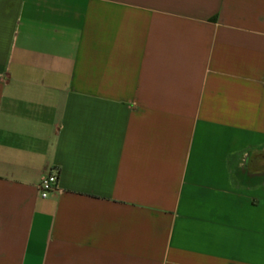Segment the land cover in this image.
<instances>
[{
	"label": "crops",
	"instance_id": "1",
	"mask_svg": "<svg viewBox=\"0 0 264 264\" xmlns=\"http://www.w3.org/2000/svg\"><path fill=\"white\" fill-rule=\"evenodd\" d=\"M0 264H264V0H0Z\"/></svg>",
	"mask_w": 264,
	"mask_h": 264
},
{
	"label": "built area",
	"instance_id": "2",
	"mask_svg": "<svg viewBox=\"0 0 264 264\" xmlns=\"http://www.w3.org/2000/svg\"><path fill=\"white\" fill-rule=\"evenodd\" d=\"M58 187V176L56 174H44L41 176L38 189L40 196L46 198L50 192Z\"/></svg>",
	"mask_w": 264,
	"mask_h": 264
}]
</instances>
